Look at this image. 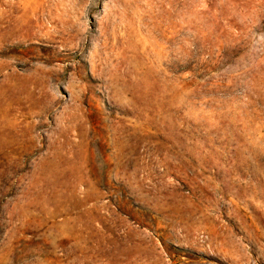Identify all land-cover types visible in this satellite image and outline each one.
<instances>
[{
    "label": "rangeland",
    "instance_id": "374dc122",
    "mask_svg": "<svg viewBox=\"0 0 264 264\" xmlns=\"http://www.w3.org/2000/svg\"><path fill=\"white\" fill-rule=\"evenodd\" d=\"M0 264H264V0H0Z\"/></svg>",
    "mask_w": 264,
    "mask_h": 264
}]
</instances>
